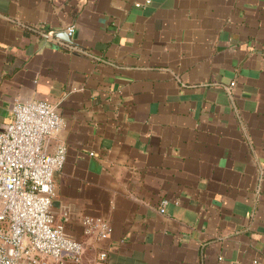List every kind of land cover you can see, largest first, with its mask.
<instances>
[{"label":"crops","instance_id":"0c3cea01","mask_svg":"<svg viewBox=\"0 0 264 264\" xmlns=\"http://www.w3.org/2000/svg\"><path fill=\"white\" fill-rule=\"evenodd\" d=\"M33 101L82 264H264V0H0V130Z\"/></svg>","mask_w":264,"mask_h":264},{"label":"built area","instance_id":"2783aa9c","mask_svg":"<svg viewBox=\"0 0 264 264\" xmlns=\"http://www.w3.org/2000/svg\"><path fill=\"white\" fill-rule=\"evenodd\" d=\"M74 32L67 30L69 37ZM13 115L0 130V264H82L86 243L68 238L64 223H56L52 213L55 175L64 168L67 147L58 143L49 152L44 144L62 130L63 117L44 101L18 103ZM167 204L161 203V212ZM83 224L85 235L99 240L111 230L107 222L91 218ZM106 260L100 252L98 263Z\"/></svg>","mask_w":264,"mask_h":264},{"label":"water","instance_id":"95a60500","mask_svg":"<svg viewBox=\"0 0 264 264\" xmlns=\"http://www.w3.org/2000/svg\"><path fill=\"white\" fill-rule=\"evenodd\" d=\"M55 36H57V35H55Z\"/></svg>","mask_w":264,"mask_h":264}]
</instances>
